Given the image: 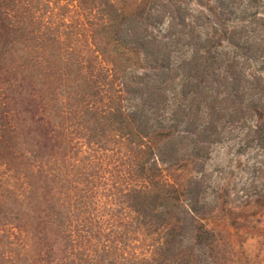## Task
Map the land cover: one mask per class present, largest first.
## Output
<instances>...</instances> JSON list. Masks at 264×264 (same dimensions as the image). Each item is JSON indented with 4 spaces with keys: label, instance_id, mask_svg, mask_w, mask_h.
<instances>
[{
    "label": "trees",
    "instance_id": "1",
    "mask_svg": "<svg viewBox=\"0 0 264 264\" xmlns=\"http://www.w3.org/2000/svg\"><path fill=\"white\" fill-rule=\"evenodd\" d=\"M18 69L55 81L38 102L44 110L55 104L56 125L77 102L83 127L97 123L96 134L126 138L149 179L123 195L129 210L155 229L172 220L148 257L91 243L88 252L56 192L62 174L45 172L40 187L28 180L26 200L5 195L0 202V225L40 236L37 264L225 263L208 217L209 205L227 202L226 194L213 197L199 167L226 141L264 152V0H0V73ZM3 85L0 145L13 153L23 136L19 97L35 96L24 80L6 76ZM18 149L29 161L28 177L57 151ZM159 166L168 179L150 174ZM260 197L264 205V192ZM13 264L33 262L23 254Z\"/></svg>",
    "mask_w": 264,
    "mask_h": 264
},
{
    "label": "rangeland",
    "instance_id": "2",
    "mask_svg": "<svg viewBox=\"0 0 264 264\" xmlns=\"http://www.w3.org/2000/svg\"><path fill=\"white\" fill-rule=\"evenodd\" d=\"M6 76L32 86L35 98L28 91L19 97L17 113L23 136L17 138V150L11 153L0 145V202L5 195L26 200L31 196L28 180L40 187L45 172L55 175V179L60 172L64 181L56 192L70 207L72 229L84 236L86 251L91 252V243L105 245L116 254L148 257L172 220L167 218L155 229L153 224L138 223L129 210L123 195L132 187H147L149 179L136 165V154L127 139L113 130L96 134L97 123L90 129L83 127L77 102L65 108L64 121L56 125L55 104L50 103L46 110L39 107L38 101L48 96L55 83L41 70L0 73V98ZM100 96L97 102L104 104L110 95L105 93L103 99ZM47 124L53 130L51 136L47 135ZM22 147L35 149V154L44 150L49 153L54 148L57 151L49 163L32 165L28 177L24 170L29 161L18 149ZM199 168L213 197L226 194L227 202L220 197L209 205L208 217V225L222 240L219 254L224 264H264V205L258 203L264 192V152L244 151L235 141H226L213 146ZM150 172L155 179H168L162 166ZM37 194L33 197L35 204ZM54 236L50 235L48 243H56ZM39 237L30 227L1 224L0 264H13L23 254L37 264L43 244Z\"/></svg>",
    "mask_w": 264,
    "mask_h": 264
}]
</instances>
